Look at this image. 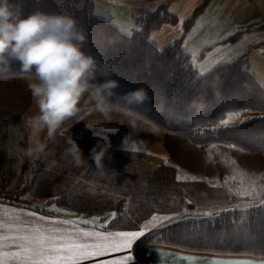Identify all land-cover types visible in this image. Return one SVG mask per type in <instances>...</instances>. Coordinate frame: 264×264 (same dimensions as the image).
Listing matches in <instances>:
<instances>
[{
    "label": "trees",
    "instance_id": "obj_1",
    "mask_svg": "<svg viewBox=\"0 0 264 264\" xmlns=\"http://www.w3.org/2000/svg\"><path fill=\"white\" fill-rule=\"evenodd\" d=\"M205 2L198 4L184 20L183 29L191 25ZM19 3L23 15L41 10L67 12L76 18L78 26L86 33L85 51L94 55L110 74L98 73L94 82L107 78H115L119 82L112 96L99 99L106 107L140 117L156 129L183 136L198 146L233 143L248 152L264 151L262 115L243 120L244 123L237 124L235 131H212L213 124H218L229 111L248 108L251 113L264 114V88L248 70L247 58L241 54L236 57L235 64L232 61L219 64L215 71L199 74L180 39L161 48L156 47L148 39L150 31L177 21L166 3L152 10L140 9L134 18L138 28L129 34L97 17L93 13V0H19ZM12 76L33 77L16 60L0 68V78ZM141 86L147 89L148 100L142 105L125 104L121 99L123 93ZM88 90L93 92L91 88ZM83 113L85 110L75 113L62 122V126L72 123ZM30 186L31 182H27L21 189L25 192ZM0 200L29 205L27 200L2 192ZM231 209L220 212L212 220L166 227L155 235L154 241L209 252L236 248L260 256L259 249L264 247V206ZM117 221L116 216L109 221V226Z\"/></svg>",
    "mask_w": 264,
    "mask_h": 264
},
{
    "label": "crops",
    "instance_id": "obj_2",
    "mask_svg": "<svg viewBox=\"0 0 264 264\" xmlns=\"http://www.w3.org/2000/svg\"><path fill=\"white\" fill-rule=\"evenodd\" d=\"M201 2L203 0H93V13L114 26H117V22L122 24V27L117 26L121 30L129 28L128 30L131 31L137 28L134 18L140 9L152 10L158 5L166 3L169 11L176 16L177 21L173 24H162L158 28L151 30L148 39L158 48L171 43L175 39H180L181 46L189 53V60L199 74H205L212 66L228 63L241 54L244 47L240 45L237 49H234L231 43L240 40L244 36L250 35L248 49L250 46L255 47L259 44H264V0H206L191 25L183 29L184 20L190 16L194 8ZM230 37L232 38L229 39ZM244 42L245 46H248L246 45L247 40H244ZM207 44L212 45L205 47ZM214 46L224 47L217 56L209 54V51ZM206 53L208 54L206 55ZM154 134L156 135L155 132ZM173 137L184 141L183 138H179L175 134ZM185 143H189L188 140ZM93 146L79 145L85 158L79 164L75 162L73 155L68 151L70 149L69 146L64 148L63 146H56L53 147V150L49 146L45 149L44 160L48 156V152L53 151L54 155L51 157L57 159V163L54 161L43 162L42 159L39 160L37 158L35 160L33 157L29 158V163H33V168L38 172V180L33 181L27 191L24 192L21 189L22 195L19 199L27 200L31 203L29 205L21 202L14 204L8 200H0V225L3 226V234L8 236V229L13 225L22 224L29 228L36 225L37 221L30 219L26 215L27 212L62 218L51 207L52 203L57 202L62 204L60 206L70 209L72 211L71 214L77 211L78 215H83L84 213L80 211L83 203H85L86 207H93L88 216L109 215L112 211H116L117 217H119L118 221L110 227L112 229L127 230L130 225L142 223L140 214H142L145 207L153 208L154 211L165 214L170 212L183 213L185 210L182 207L183 199L188 202L187 205L193 206L197 200H200V198L196 197L205 196V188L203 186L198 184L195 186H184L185 180L174 182L177 183L175 186L171 180L169 183L170 190L166 188L165 191L161 189L159 191V181L156 179L152 182L154 176H152L149 166L144 167L140 161L124 160V151L117 150L121 157H119V161H112L110 158L114 156V151L107 148L102 159V165L98 167L91 154ZM61 160L63 162L62 165L60 163ZM147 164L152 165L151 163ZM52 166L55 168H50ZM142 167H144V170H142ZM200 169H204L203 166ZM50 170L56 172V179L55 174L54 177L50 174ZM189 170L190 168L187 171L189 172ZM43 178H50V180L41 181ZM2 179L0 178V192L4 195L15 193L8 189L7 183H4ZM55 183L58 185L57 188H55ZM22 184L21 182L20 186ZM161 185L167 187L164 181ZM38 186L43 187V192L35 191ZM75 194L77 197H75ZM184 195L186 196L183 197ZM75 198H81V200L77 202ZM33 201L37 202L39 207L48 203V207H45L48 211L45 212V210L41 211L36 207H32ZM165 201L171 202V204L167 206ZM175 205H177L178 209H174ZM9 208L14 211H8ZM62 219L67 218L64 217ZM193 222L199 221L186 223ZM100 223H103V220ZM177 224L185 223L171 221L167 227ZM39 226L42 229H50L54 226L66 227L64 225H49L44 222H39ZM82 226L88 227V225ZM160 231H154V236L148 240L144 238L147 235L145 234L134 241L130 249L133 259L128 264H142L140 260H147L143 261V264H188L177 253L195 254L198 260H207L210 254L213 253L182 249L155 242V235ZM43 233L49 234L48 231H43ZM25 234L23 231L16 233L18 236ZM137 243L140 244L139 250L144 249L141 254H146L145 259H141L140 254L135 252ZM4 245L0 251L5 253L4 260H10L9 264H17V260H23L22 257L13 255V253L21 251L18 242L6 239ZM30 248L32 259H38L40 243L34 242ZM253 257L259 258L260 256Z\"/></svg>",
    "mask_w": 264,
    "mask_h": 264
},
{
    "label": "rangeland",
    "instance_id": "obj_3",
    "mask_svg": "<svg viewBox=\"0 0 264 264\" xmlns=\"http://www.w3.org/2000/svg\"><path fill=\"white\" fill-rule=\"evenodd\" d=\"M116 24L119 27L123 26L118 22ZM118 29L125 34H129L133 30L129 31V28ZM249 37L250 35L244 36L240 40L231 43V46L234 49H237L240 45L244 47L241 54L247 58L248 70L252 75L254 74V78L259 84L261 83L260 85H264V44H259L255 47L250 46L248 49ZM244 40H247L246 45L248 46H245ZM222 48L224 47L214 46L209 51V54L217 56L222 52ZM32 82H34V77L29 76L0 78V178H3L4 183H7L10 191L15 192L9 193L13 198L19 199L21 197V187L27 182L32 184L33 181L38 180V172L33 168V163H29V158L33 157L35 160L38 158L39 160L42 159L43 162L54 161L57 163V159L51 157L54 155L53 151H49L48 156L44 160L45 149L49 146H51L52 150L56 146L71 147L73 140L78 145L100 146L105 141L93 135V131L103 133L106 130H111L112 132L108 133L107 143L109 145L108 148L114 151V156L110 160L119 161L121 156H119L118 151H124V160L140 161L144 167L149 166L150 172L154 176L152 182L156 179L159 181V191L160 189L165 191L166 188L170 190L169 183L171 180L173 183L177 181L176 175L178 173L182 176L197 175L206 178V180L197 181L185 180L184 186H195L197 184L203 186L205 188V196L196 197L200 198V200H197L193 206L187 205L188 202L183 199V209H187L191 213H197V215L181 216L179 220H173V222L186 223L211 220L214 216H217V208L242 209L249 206H264L260 203L261 200H264V195L261 194V186H264V151L253 153L245 150L228 149L226 147L227 144L223 143H207L199 146L189 141V143H185L187 139L183 136L176 135L179 138H183L184 141L178 140L173 137L174 134L156 129L154 125L140 117L106 107L90 90H86L82 94L78 105V112L85 110V113L79 114V117L74 119L75 121L66 126L61 124L49 134L46 127L37 128L32 122V118L39 111L36 98L28 89V84ZM98 105L105 107L106 111H101V107H98ZM258 114L262 115V113L244 111L240 116L231 117V120L237 125L240 121L246 120L247 117ZM34 141L43 143L45 147L39 153L33 152L28 155L25 150ZM56 155L60 156L61 154ZM60 163L61 165L63 164L62 160ZM202 166L204 169H200ZM144 167H142V170H144ZM50 168L54 169L55 167L52 166ZM188 168H190L189 172L187 171ZM50 174L53 177L55 174L56 179L54 170H50ZM226 176L228 177L227 181L225 180ZM44 180L49 181L50 178L41 179V181ZM163 181L167 187L161 185ZM21 182L23 183L22 186H20ZM175 184L177 183H174V186ZM253 185H255V188L252 187ZM57 186V183H55V188ZM245 188L252 191L253 195L250 197L239 196V191ZM35 191L41 193L43 192V187L38 186ZM32 196L34 197V195ZM75 197H77L76 194ZM32 199L37 200L35 198ZM75 200L78 202L81 198H75ZM49 202L51 203L50 200ZM165 203L167 206L171 204V202L167 201ZM175 203L178 204L176 201ZM55 204L65 210L63 212L56 211L62 218L93 217L88 216L93 207H86L85 203L80 208V211L84 213L83 215H78L77 211L71 214L72 211L60 206L62 205L61 203L57 202ZM48 205L47 203V205L43 204L39 207L38 203L34 201L31 204L32 207L42 211L45 210V212L48 211L45 208ZM174 209H178L177 205L174 206ZM152 211H154L153 208L145 207L142 214H140L141 222L145 218L150 217ZM205 212H211L212 214L201 215ZM107 215L100 216L101 220L99 222ZM42 234L47 236L50 233L42 232ZM153 236L154 234L151 236L147 234L144 238L148 240ZM33 239L35 238L33 237ZM139 249L140 244L137 243L135 252L140 254L141 259H145L146 254H141L144 249ZM140 261L143 264V261L147 260ZM9 263L10 260H4V264ZM17 264H23V260H17Z\"/></svg>",
    "mask_w": 264,
    "mask_h": 264
},
{
    "label": "clouds",
    "instance_id": "obj_4",
    "mask_svg": "<svg viewBox=\"0 0 264 264\" xmlns=\"http://www.w3.org/2000/svg\"><path fill=\"white\" fill-rule=\"evenodd\" d=\"M85 40L86 33L67 12L36 10L23 15L19 0H0V68L16 60L34 77L28 89L36 98L39 111L32 122L37 128L46 127L49 134L78 112L80 98L86 90L93 89V94L103 100L112 96L118 86L115 78L94 82L98 73L110 74L94 55L85 51ZM121 99L130 106L142 105L148 100V92L143 86L137 87L123 93ZM98 107L106 111L105 107ZM109 132L112 131H93V135L105 141L91 150L98 167L109 146ZM44 147L43 143L34 141L25 151L31 155ZM68 151L77 164L85 159L75 140Z\"/></svg>",
    "mask_w": 264,
    "mask_h": 264
},
{
    "label": "snow or ice",
    "instance_id": "obj_5",
    "mask_svg": "<svg viewBox=\"0 0 264 264\" xmlns=\"http://www.w3.org/2000/svg\"><path fill=\"white\" fill-rule=\"evenodd\" d=\"M235 63L236 60L234 59L232 64ZM215 68L216 65L212 66L209 71H215ZM201 78L203 77L201 76ZM248 110L250 109L242 108L239 111H229L226 118L219 119L218 124H213L212 131H235L237 125L232 122L231 117L240 116ZM262 117H264V114H262ZM246 119H253V117H247ZM239 123L243 124L244 121ZM226 147L243 151L242 148H238L233 143L227 144ZM187 179L192 181L206 180L205 177L197 175L182 176L179 173L176 175L177 181ZM227 179L226 176L225 180L227 181ZM252 187L255 188V185ZM261 194L264 195V186H261ZM238 195L250 197L253 192L245 188L239 191ZM260 203L264 205V200H261ZM51 207L57 212L65 211L55 203H52ZM231 210L230 208H217L216 215ZM8 211L12 212L14 210L9 208ZM211 214V212H205L201 215ZM26 215L30 219L36 220L37 224L30 228L22 224L10 226L8 236L3 234V226L0 225V249L5 246L4 241L6 239L18 242L21 251L13 253V255L22 257L24 264H128L133 259L130 249L137 238L145 234L151 236L154 231L166 228L171 221L179 220L181 216L197 215V213H190L187 209L183 213L170 212L167 214L152 211L150 217L145 218L142 223L130 225L127 230L112 229L109 226V221L117 216L116 211H112L105 216L103 223L99 222L101 220L100 216L61 219L57 216H42L36 212H27ZM39 222L66 227L54 226L50 229H42ZM82 225H88V227ZM20 231L26 234L23 236L16 235ZM43 231H48L50 234L45 236L42 234ZM34 242L40 243L38 259H32L31 256L30 246ZM259 251V258H254L246 251L236 248L213 252L207 260H198L195 254L177 253V255L182 256L188 264H264V247H261ZM4 255L5 253L0 251V264H4Z\"/></svg>",
    "mask_w": 264,
    "mask_h": 264
}]
</instances>
